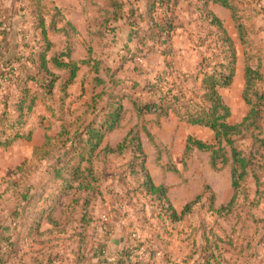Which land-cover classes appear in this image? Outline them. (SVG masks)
I'll return each instance as SVG.
<instances>
[{"label": "trees", "instance_id": "16d2710c", "mask_svg": "<svg viewBox=\"0 0 264 264\" xmlns=\"http://www.w3.org/2000/svg\"><path fill=\"white\" fill-rule=\"evenodd\" d=\"M180 2L181 0H144L143 6H138L137 2L109 0L107 6L101 9L100 19L94 22L96 29H91L88 35L92 39H106V37L116 39L120 30L119 22L124 21L129 35L126 41H121L122 43L132 40L137 47H144L151 42L150 44L156 46L163 57L172 56L171 38L177 29L174 21L177 19L175 13ZM209 3L217 4L230 12L241 44L246 43L250 27L242 23L240 2L204 0L203 10L200 12L205 20H209V25L216 27L221 34L222 52H227L228 56L222 59L215 55L204 56L198 70L192 74L177 72L169 67L168 70L162 71L156 80L145 83L130 80V85L118 75L119 69H111L107 65H102L101 61L91 59L90 47L89 59L76 63L71 58L72 52L67 42H64L63 48L54 46L49 33H60L66 37L69 34L67 27L75 30L63 10L58 7L48 9L42 0H29L34 18L32 25L34 34L31 40L27 33L22 34L21 38L12 37L13 29L0 26V148L11 147L20 139L29 141V136L24 134V130L37 102L42 101L46 104L57 91L60 96L63 95L59 99L60 103H63L68 96L69 87L77 79L80 65H91L94 87H100V92L91 99V118L82 121V126L74 133L63 129L58 135V139H63V151L47 165L48 170L44 168L45 172L50 171L49 174L53 176L48 174V177H44L43 184L35 188L32 182L34 179L29 176V172L42 166L22 163L14 169L16 172L13 176L6 180L8 187L0 194V204L9 189L12 190L10 196L14 198L12 212L0 210V216L9 213L7 215H10L9 218L14 222L16 213L14 209L19 211L21 226L28 225L30 231L35 232L34 238L38 245L48 244L50 237L59 235L64 237L68 235L66 240H72L76 244V251L69 253L64 247L61 253L46 251L45 245L35 252L36 256L31 264H88L92 260H96V264L103 262L109 264L105 262V255H109L106 243L91 235V230L95 231L97 224H100L103 236L109 234L108 229H111L109 225L111 215L100 220V223L94 216L101 190L93 175V160L100 153L105 138L121 128L127 110L126 102L132 107L138 119L146 115L163 118L174 114L180 122L208 128L213 132V144L188 137L185 141L184 153L189 154L194 150L210 153V165L215 170L219 165L225 167L229 163L231 187L234 193L226 207L233 205L236 194L239 190H243L250 174L258 186L259 177L251 170L252 159L237 149L235 138L244 132L250 133L255 143L264 146V140L257 139L255 135L256 131H261L258 121L261 109L264 108L261 106L264 102V92L260 93L258 90L264 82L263 61L258 59L255 67L245 66L243 99L250 109L240 123L231 124L228 121L230 109L224 103L219 90L228 87L233 78L234 47L223 22L208 9ZM260 32L261 29L256 28L254 35L259 36ZM122 43L119 49L121 48L126 57L133 60L139 56L138 49H130L128 43ZM257 51L259 57L263 58L260 48ZM55 71H59L60 74L56 75ZM32 84L36 89H31ZM47 107L50 110V107ZM45 141L46 137H44ZM131 146L143 155L141 142L132 130L125 135L117 147L106 146L104 152L121 154ZM138 160L139 158H135L130 164L132 170L140 168L143 175L142 181L137 186L141 194L137 200H142V204L141 209L135 212L138 217L135 221L142 226L157 229V232L150 233V241H153V245L149 248V253L153 257L155 254H162L166 249V244L162 247L161 233L166 234L168 226L180 222L188 214L191 205L187 204L177 212L168 200L167 188L152 182L145 169L144 157L139 163ZM44 188L48 189V193L44 194ZM220 208L223 209L224 206ZM57 211H60L58 218L55 217ZM120 213V209L112 206L113 216ZM42 221L49 224L51 229L41 232ZM152 221H155L154 225ZM18 235L15 231L0 239V244L3 245L2 248L0 246V264H6L18 255ZM131 237L135 238L136 234L132 233ZM127 239L126 236L120 237L122 248L111 256L114 259L112 264L143 263L142 260L135 259L134 249L127 243ZM66 240L61 239V241ZM213 247L212 243L205 241L204 247L198 252L200 264H219L214 255L216 247ZM103 251L104 255L101 254ZM247 251L248 248L243 249L242 255L246 256Z\"/></svg>", "mask_w": 264, "mask_h": 264}, {"label": "rangeland", "instance_id": "374dc122", "mask_svg": "<svg viewBox=\"0 0 264 264\" xmlns=\"http://www.w3.org/2000/svg\"><path fill=\"white\" fill-rule=\"evenodd\" d=\"M42 1L48 9H62L75 29L73 31L67 27L69 34L66 37L60 33H49L55 47L63 48L64 42H67L72 52L71 58L76 63L89 59L90 47L91 59L101 61L102 65L111 69H119L118 75L127 80V85H130V80L142 83L156 80L160 73L169 67L177 72L192 74L198 70L202 57L215 55L222 59L228 56L227 52H222L221 34L216 27L209 25V20H205L200 12L203 10L204 0H181L175 13L177 19L174 23L177 29L171 38L172 56L163 57L151 42L144 47H137L135 42L129 40L127 43L130 49L139 51V56L133 60L119 49L121 41H126L129 35L127 27H123L124 32L116 39H92L88 35L91 29H96L94 22L102 16L101 9L105 8L103 5L106 0ZM127 1L137 2L136 4L141 6L140 0ZM238 1L241 4L242 23L250 27V34L246 36L244 45L238 38L231 14L229 16L228 11L218 9L215 15L210 9L211 3L208 4V9L223 22L234 47L233 78L228 87L219 90L224 103L230 109L228 121L231 124L240 123L250 109L243 99L245 66L255 67L258 59H261L264 65V0ZM31 10L29 0H1L0 26L13 29L12 37L21 38L22 34L27 33L31 40L34 34ZM256 28L261 29L259 36L254 35ZM258 48L263 58L259 57ZM55 74L60 73L55 71ZM93 77L90 64L80 65L77 79L69 87L68 96L63 103L59 100L63 95L60 96L57 91L46 104L37 102L24 130L25 135H30V141L22 140L10 148L0 149V194L7 189L6 180L16 172V166L23 162L43 167V170L42 167L30 170L29 176L33 177L34 181L40 182L44 177L53 176L49 174L50 171L45 172V169L63 151V139H58V135L63 129L74 133L84 121L91 118V99L100 92V87H94ZM263 84L258 89L260 93L264 92ZM31 89H36L33 84ZM261 106L264 107V102ZM125 108L127 110L121 128L105 138L100 153L93 160V175L100 185V195L104 197H100L102 200L99 198L94 216L100 223V220L111 215V229H108V232L113 235L114 242L121 236H126V239L129 237L127 243L134 249L133 256L136 255L135 259L142 260V264H200L198 252L202 250L206 240L216 247L214 255L219 264H264V146L255 143L250 133L244 132L235 138L237 149L252 159L251 170L259 177V184H255L250 174L243 190L236 194L233 205L226 207L234 193L229 163L225 167L219 165L215 170L210 165V153L196 150L189 154L184 153L188 137L213 144L214 136L211 130L180 122L174 114L163 118L146 115L138 119L129 103H125ZM258 124L261 131H256L255 135L257 139L264 140V108L261 109ZM130 130L139 138L143 155L132 146L121 154L104 152L106 146L117 147ZM34 148L35 159H32ZM143 157L145 169L152 182L167 188V197L172 207L180 212L185 205H191L188 214L180 222L168 226L166 234L161 233L162 247L166 244V249L162 254H155L153 257L149 253V248L153 245L150 233L157 232V229L142 226L135 221L138 218L135 212L141 209L142 204V200H137V197H141L137 186L143 175L140 168L132 170L130 164L135 158H139V163ZM6 193L2 198L4 201L0 204V210L12 212V190L9 189ZM112 206L120 209L121 213L114 217ZM221 206L224 208L221 209ZM151 223L154 225L155 221ZM102 232L100 224H97L95 231L91 230V235L97 238ZM132 233L136 234L135 238L131 237ZM66 236H52L48 240V244L52 243L49 247L59 253L64 248L68 253L75 252L76 244L72 240L67 241ZM117 246L118 249L122 248V245ZM245 248H248V254L243 256Z\"/></svg>", "mask_w": 264, "mask_h": 264}, {"label": "crops", "instance_id": "0c3cea01", "mask_svg": "<svg viewBox=\"0 0 264 264\" xmlns=\"http://www.w3.org/2000/svg\"><path fill=\"white\" fill-rule=\"evenodd\" d=\"M124 1H127V0H124ZM108 2H109V0H106L105 4L103 6L106 7ZM139 3H141V6H143L144 0H140ZM101 8H103V7H101ZM210 9L212 10V12L214 14L217 12L218 9H224V10L228 11L227 9H225V8H223L221 6H219L217 4H212V3L210 4ZM229 16H230V12H229ZM119 24H120V30H119V35H120L122 32H124V28L123 27L126 28V26L124 24V21H120ZM28 136H29V141H30V135H28ZM22 140H24V139H20V140L16 141L13 145H15L16 143H18V142H20ZM25 141H28V140H25ZM8 148H10V147H8ZM0 149H3V148H0ZM5 149H7V148H5ZM34 151H35V148L33 149V157H32V159L34 158ZM23 163H26V162H23ZM20 165L18 164V166H20ZM18 166H16V167H18ZM32 182L34 183L35 188H37V187H39V186H41L43 184L42 182H44V180L40 181V182L32 180ZM47 191H48V189H45L44 194ZM14 212H16L15 215H14V217H15L14 218V222H12L13 220L11 218H9L10 215H7L10 212L9 213H4V214H2L0 216V226H1L0 227V239H2L4 236H8L10 234H13L15 231H17L18 234H19L18 235V238H19V240H18V242H19L18 255L15 258H12L11 260L7 261L6 264H25V263L26 264H31L33 259L36 256L35 252L37 250L42 249L45 245L46 246H45L44 250L53 251V248L49 247V246H52V243L38 245L36 240H35V238H34L35 232L32 233L30 231V227L28 225L26 227L25 226H21V223H22L21 214L19 213V211H15V209H14ZM55 217L56 218L60 217V211H57L55 213ZM1 224H3V225H1ZM15 226H16V228H15ZM49 229H51V226L49 224H47L44 221H42L40 223V231L41 232L42 231H47ZM59 236L61 237L62 235H59ZM112 236H113L112 234H107L106 236L99 235L98 238L102 242L104 241L106 243V245L108 247L109 254L114 256L116 254V252L119 251V249H118L119 247L117 245L118 244L121 245V243L119 242V240L114 242V239H113ZM50 238H52V237H50ZM0 246H1V248L3 247L2 244H0ZM59 248H61V244L59 245ZM96 263H97L96 260H92L88 264H96ZM56 264H60V263H56ZM102 264H105V263L103 262ZM162 264H164V263L162 262Z\"/></svg>", "mask_w": 264, "mask_h": 264}, {"label": "built area", "instance_id": "2783aa9c", "mask_svg": "<svg viewBox=\"0 0 264 264\" xmlns=\"http://www.w3.org/2000/svg\"><path fill=\"white\" fill-rule=\"evenodd\" d=\"M104 219H105V218H104ZM101 254L104 255V251L101 252ZM105 262H106V263H109V264H112V263L114 262V259H113V257H111V256H109V255H105Z\"/></svg>", "mask_w": 264, "mask_h": 264}]
</instances>
